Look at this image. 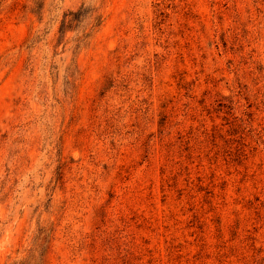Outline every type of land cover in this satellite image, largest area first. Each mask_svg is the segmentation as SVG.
Listing matches in <instances>:
<instances>
[{"label":"rangeland","instance_id":"obj_1","mask_svg":"<svg viewBox=\"0 0 264 264\" xmlns=\"http://www.w3.org/2000/svg\"><path fill=\"white\" fill-rule=\"evenodd\" d=\"M0 264H264V0H0Z\"/></svg>","mask_w":264,"mask_h":264}]
</instances>
